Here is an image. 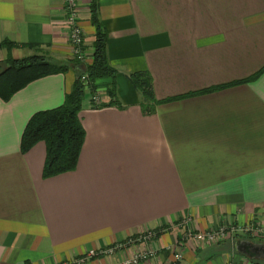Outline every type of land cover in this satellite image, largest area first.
Masks as SVG:
<instances>
[{
    "label": "crops",
    "instance_id": "crops-1",
    "mask_svg": "<svg viewBox=\"0 0 264 264\" xmlns=\"http://www.w3.org/2000/svg\"><path fill=\"white\" fill-rule=\"evenodd\" d=\"M86 63L68 40L63 0H0V63L44 55L66 70L0 96V264H245L264 243V0H98L113 78L106 103L82 102L85 139L74 170L46 176V144L23 151L34 114L64 104L93 61L92 0H77ZM148 71L147 99L128 74ZM91 91V90H89ZM190 227L240 229L210 245ZM149 242L127 243L146 232ZM117 248L86 258L90 250Z\"/></svg>",
    "mask_w": 264,
    "mask_h": 264
},
{
    "label": "trees",
    "instance_id": "trees-1",
    "mask_svg": "<svg viewBox=\"0 0 264 264\" xmlns=\"http://www.w3.org/2000/svg\"><path fill=\"white\" fill-rule=\"evenodd\" d=\"M91 11L92 21L97 28L92 63L80 73L72 90L67 94L64 104L34 114L23 134V151L31 149L40 141L45 142L47 150L44 173L46 176L71 171L77 167L85 139L81 110L86 95V84L81 77L84 74L87 75L92 93L95 80L105 77L113 78L107 94L112 102L115 101L117 70L108 59L107 34L99 21L98 0H92ZM66 68V66L51 63L44 55L35 54L21 59L10 58L6 63H0V96L7 99L31 81L64 71ZM128 77L145 98H153L152 77L148 71L131 72Z\"/></svg>",
    "mask_w": 264,
    "mask_h": 264
},
{
    "label": "built area",
    "instance_id": "built-area-1",
    "mask_svg": "<svg viewBox=\"0 0 264 264\" xmlns=\"http://www.w3.org/2000/svg\"><path fill=\"white\" fill-rule=\"evenodd\" d=\"M63 9L66 16L67 27L69 28L68 40L74 48L75 58L83 63L87 62L88 55L84 48V31L80 24V16L78 11V1L77 0H63ZM83 82L86 84L85 89L86 92H90L92 94V101L95 106H102L106 103L105 96L101 93L95 91L92 93L90 89V83L87 75H83L81 77ZM190 220L184 219L181 224L184 225L187 229L183 238L185 239H193L198 244L202 245H210V244H217L220 243L229 237H232L236 232L240 229L242 231H249L255 234L256 232L260 231L259 226L255 227L252 224L246 227H239L238 225L234 224H223L217 228H212L206 231H197L190 227ZM156 236L155 232H146L137 236L134 239H130L127 243L132 242H149ZM117 248H121V246H114L110 248H102L99 250H90L86 255V258H92L94 256L102 255V254H112L116 251ZM158 251L155 247H150L145 250H140L129 256L125 259L119 260L112 264H139L141 262L147 261L156 257ZM181 260V256L178 255L176 257V263ZM245 264H264L263 261H256L252 262L251 260H247Z\"/></svg>",
    "mask_w": 264,
    "mask_h": 264
},
{
    "label": "water",
    "instance_id": "water-1",
    "mask_svg": "<svg viewBox=\"0 0 264 264\" xmlns=\"http://www.w3.org/2000/svg\"><path fill=\"white\" fill-rule=\"evenodd\" d=\"M240 249L252 259H264V243L262 242L244 240Z\"/></svg>",
    "mask_w": 264,
    "mask_h": 264
},
{
    "label": "rangeland",
    "instance_id": "rangeland-1",
    "mask_svg": "<svg viewBox=\"0 0 264 264\" xmlns=\"http://www.w3.org/2000/svg\"><path fill=\"white\" fill-rule=\"evenodd\" d=\"M4 66V65H3Z\"/></svg>",
    "mask_w": 264,
    "mask_h": 264
}]
</instances>
